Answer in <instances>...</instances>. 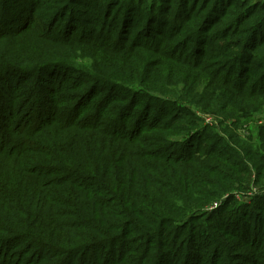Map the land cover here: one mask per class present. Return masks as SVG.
Returning <instances> with one entry per match:
<instances>
[{"label": "trees", "instance_id": "16d2710c", "mask_svg": "<svg viewBox=\"0 0 264 264\" xmlns=\"http://www.w3.org/2000/svg\"><path fill=\"white\" fill-rule=\"evenodd\" d=\"M176 65H219L211 95ZM263 104L264 1L0 0V264H264V205L234 214L261 139L193 110ZM206 138L235 167L212 186Z\"/></svg>", "mask_w": 264, "mask_h": 264}, {"label": "rangeland", "instance_id": "374dc122", "mask_svg": "<svg viewBox=\"0 0 264 264\" xmlns=\"http://www.w3.org/2000/svg\"><path fill=\"white\" fill-rule=\"evenodd\" d=\"M150 1L151 0H146V3H150ZM153 1L154 4L157 2V0H153ZM250 2L251 4H253L254 2H257V0H250ZM139 10L142 14H144L145 5H143V8H139ZM173 12L174 9L169 13L168 16L171 17ZM209 56L210 53L208 52L207 55H205V57L207 58ZM208 64H211V61ZM218 66L219 65H212V66L209 65V67L203 66L202 69L195 70V69L183 67L182 65H176V69L174 73H177L178 75V73L185 72L190 79L191 76L202 77L203 95L210 96L212 93V88H214L215 84L218 82V80L216 79V75L214 74V70H216ZM257 72L260 73L262 71L259 70ZM208 81H210V88L206 87ZM209 101L211 104L213 103L212 99H209ZM193 110L198 116L197 121L199 123V126L203 125V127L207 129L209 127V129L213 130V132L216 134L218 138H224V140L227 141L230 147L235 146L239 148V146L241 145L240 150H242L243 149L242 143L245 141L243 146H245L247 149H251L250 146H252L253 140L261 139L259 140V142H256L257 144L256 146L258 150L264 149V104L260 107V109L254 111L252 115L253 118L250 122L240 117V113L233 108H228L229 113H226L224 115L217 113L218 112L217 108L212 107V105L203 107V110L200 109L199 107L193 106ZM182 127L188 130L190 128V125L182 124ZM196 131L197 129L192 128L189 134H194ZM173 139L182 142L183 136H176L173 137ZM210 143H211L210 139L208 138L203 139V141L201 140V147L199 148V152L197 151V153L194 156L197 158V160H199L201 166L203 167V173H202L203 181L208 183L209 185L211 184L210 186H212L211 182L219 179L217 176L212 174H214L216 170L222 169L221 163L227 166L226 168L227 173H232L235 170V167L232 165V156L230 154L224 153V156H227V159H224V161L222 158L218 159V157L215 156L214 158L210 156L208 157L206 155V152L208 153L211 152V154L215 153L217 156L218 154H220L219 148L213 149L212 147H210ZM254 148H252V150ZM200 152L203 153L201 154ZM259 152L262 154L261 150ZM253 158L254 155L248 157L249 166L250 163L253 162ZM181 163H183V161ZM181 163H176V164H181ZM257 166L258 168H260V171L258 172L257 169L255 168L253 169V173H254L253 177L255 178V181L252 184L251 189L243 190V192H240L238 196L236 195L237 199H239L240 205H238L234 214H235V218L240 219L242 221L252 219L254 217L253 216L254 212H256L260 206L264 205V160L262 159V156L261 158L260 157L257 158ZM190 171L192 172L193 170ZM233 193L238 194L239 192L238 190L235 189ZM252 202H254L253 207L252 208L248 207ZM220 203L221 201H214L209 206H207L206 210L212 211L213 209L218 208L220 206ZM236 223L238 224V222ZM243 223L244 222H241V226H240L241 229H243ZM242 235L243 233L241 234V236ZM204 239L205 236H203V240ZM246 250L249 253L251 252V248H247ZM242 262L243 264H249L247 261H242Z\"/></svg>", "mask_w": 264, "mask_h": 264}]
</instances>
